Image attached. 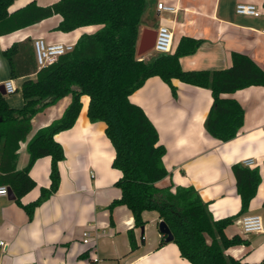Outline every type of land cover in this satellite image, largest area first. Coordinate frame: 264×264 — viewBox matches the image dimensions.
Wrapping results in <instances>:
<instances>
[{
    "label": "crops",
    "instance_id": "obj_1",
    "mask_svg": "<svg viewBox=\"0 0 264 264\" xmlns=\"http://www.w3.org/2000/svg\"><path fill=\"white\" fill-rule=\"evenodd\" d=\"M33 1L15 0L7 7V13L12 14ZM58 1L35 0L40 7ZM161 1L148 0V10L139 25V41L144 30L157 31L154 25L161 23L160 26H167L174 34V52L183 37H192L201 43L196 54L181 59L184 70H227L232 67L234 53L248 55L264 70V0H165L178 7L176 13L166 16L157 9ZM239 3L259 6L262 15H238ZM61 17L55 15L18 32L0 35V86L12 80L17 88L15 94L7 96L11 108L24 106L23 83L36 79V73L14 79L12 64L4 55L6 50L27 39L75 45L83 34L100 28L90 26L63 33L56 30ZM172 83L175 92L161 78H150L130 96V101L143 109L157 129L159 143L166 149L164 163L173 183L193 186L203 201L210 203L216 220L240 212L241 198L232 168L242 165L246 158H256V165L249 168L261 172L257 194L249 211L237 218L225 233L229 238L239 235L248 242L247 246L230 248L227 254L249 264H259L264 260V232L244 235L238 222L246 215H259L264 224V87L251 86L222 95L242 105L246 121L235 139L223 142L212 138L205 129L214 105L211 90L179 80ZM81 100L83 107L76 123L55 136L65 149V159L59 163L58 191L37 208L32 220L15 199L0 196V242L4 243L0 245V264H91L93 261L97 264H191L181 256L176 244L165 241L156 211L143 213L145 226L140 228L127 206L109 209L121 196L115 184L122 175L112 167L115 150L105 134V124L91 123L87 115L89 97L83 96ZM70 102L71 98L65 97L38 114L32 121V135L63 116ZM27 161L26 144L22 143L20 167L27 165ZM51 166L50 157L36 161L30 171L36 187L21 199L23 205L36 201L43 189L50 188ZM168 182L167 179L162 184ZM85 231L91 232L89 244L83 242ZM131 232L136 249L131 246Z\"/></svg>",
    "mask_w": 264,
    "mask_h": 264
},
{
    "label": "trees",
    "instance_id": "obj_2",
    "mask_svg": "<svg viewBox=\"0 0 264 264\" xmlns=\"http://www.w3.org/2000/svg\"><path fill=\"white\" fill-rule=\"evenodd\" d=\"M15 0H0V35H9L34 26L55 15L62 16L56 30L70 33L79 28L99 26L91 34H83L71 51L51 66L39 69L34 42L27 39L13 44L4 52L12 77L36 73L22 86L25 103L13 109L0 90V186L11 189L15 202L32 220L37 208L59 189V163L65 152L55 136L73 127L83 107L82 97H89L87 115L91 123L105 124L115 157L112 167L121 172L115 186L121 196L110 205L112 211L127 206L135 225L144 227L143 213L156 211L171 230L181 256L191 264H249L227 254L232 247L248 245L239 235L229 238L225 230L249 211L262 180L258 169L233 166L241 210L232 217L216 220L210 203L201 198L193 186H178L171 179L164 157L166 149L159 134L143 109L130 101L147 80L161 78L173 86V80L211 90L212 108L205 121L207 133L217 140L229 142L244 126L245 111L236 100L225 99L251 86L264 87V70L248 55L234 53L232 67L222 71H187L181 59L197 53L200 41L183 37L173 54L138 56L139 25L148 9V0H59L40 7L35 0L12 14L7 7ZM65 97L71 102L63 116L32 135L33 119ZM26 144L27 165L20 167L21 144ZM51 158V186L40 197L23 205L21 199L36 187L30 171L37 160ZM169 182L163 185V181ZM132 249H136L130 233ZM166 238V236H163ZM89 253V252H88ZM84 256V255H83ZM87 256V254H85ZM92 260H90L91 262ZM264 264V260L259 263Z\"/></svg>",
    "mask_w": 264,
    "mask_h": 264
},
{
    "label": "built area",
    "instance_id": "obj_3",
    "mask_svg": "<svg viewBox=\"0 0 264 264\" xmlns=\"http://www.w3.org/2000/svg\"><path fill=\"white\" fill-rule=\"evenodd\" d=\"M168 1V0H167ZM178 1V0H169ZM157 9L161 13H176L177 6L169 5L165 1L159 2ZM236 13L243 16L259 17L262 15V9L259 6L251 3H239L236 6ZM155 44L153 50L156 54H173L174 52V34L167 26H160L157 30ZM37 65L39 69L48 67L56 63L59 58L71 51H74L73 44L66 43H47L44 39H37L34 42ZM4 88L6 95H12L17 92L14 81L5 82ZM257 163L256 158H246L242 161L244 167H254ZM8 187L0 186V196H8ZM241 232L244 235L261 234L264 232L263 219L259 215H246L238 222ZM83 242L89 244L91 232L85 231ZM4 246L3 242H0ZM97 264V261L91 262Z\"/></svg>",
    "mask_w": 264,
    "mask_h": 264
},
{
    "label": "water",
    "instance_id": "obj_4",
    "mask_svg": "<svg viewBox=\"0 0 264 264\" xmlns=\"http://www.w3.org/2000/svg\"><path fill=\"white\" fill-rule=\"evenodd\" d=\"M156 35H157L156 30H150V29L144 30V32L141 35L139 44H138V56H143L147 53H150V51L153 50L155 40L157 37ZM0 90L3 92V94L6 95L4 85L0 86ZM8 192H9L8 197L10 199L16 198L11 189H8ZM159 230L161 234L166 236L165 241L167 243H170L173 240L174 235L172 234L171 230L169 229V227L167 226L165 222L161 221L159 223Z\"/></svg>",
    "mask_w": 264,
    "mask_h": 264
},
{
    "label": "rangeland",
    "instance_id": "obj_5",
    "mask_svg": "<svg viewBox=\"0 0 264 264\" xmlns=\"http://www.w3.org/2000/svg\"><path fill=\"white\" fill-rule=\"evenodd\" d=\"M163 1H165V0H163ZM147 10H148V9H147ZM163 14H165V16H166V15H168V14H170V13H163ZM160 19H161V18H160ZM160 25H161V23H157V24H155V25H154V29H158ZM97 28H98V27H97ZM97 28H95V30H97ZM155 54H156V52H155L154 50H151L150 53H147L146 58H150V57H152V56L155 55Z\"/></svg>",
    "mask_w": 264,
    "mask_h": 264
}]
</instances>
